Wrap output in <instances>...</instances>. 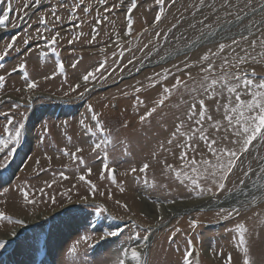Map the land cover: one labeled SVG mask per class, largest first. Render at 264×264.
<instances>
[{
  "label": "rangeland",
  "instance_id": "1",
  "mask_svg": "<svg viewBox=\"0 0 264 264\" xmlns=\"http://www.w3.org/2000/svg\"><path fill=\"white\" fill-rule=\"evenodd\" d=\"M31 2L32 0H0V14L7 10L10 18L4 26H0V53L12 41V37H16L14 48L0 60L5 65L0 69V75L6 77L0 88V101H3L0 103V112H8L24 123L20 145L16 146L17 150L7 167L0 169V212L13 220H24V214L60 210L49 213L33 224L26 220L23 225L0 220V234L9 233L16 226H28L15 240H6V246L0 248V264H42L43 261V264H111L119 250L134 243L129 239L130 236L140 232L141 226L146 229L155 223L142 212L143 202L149 200L157 203L199 197L191 190L190 182L181 183L171 170L165 171L166 164L180 169L184 163L180 158L182 149L177 148L176 144L183 145L186 137L178 136L171 145L167 141L179 123L176 117L183 118L191 103L188 93L183 88L174 92L144 122L139 120V116L155 106L162 87L171 86L176 76L187 80L183 72H177V68H183L185 62L194 65L186 71L197 81L201 78L200 66L195 65V61L208 48L215 50L220 37H213L211 43L206 42L186 50L188 40L199 36V32L189 28V24L201 20L203 16L210 17L205 23L213 24L215 16L207 7L203 9V13H197L189 7L197 4L198 0H176L175 4L166 0L164 18L153 27L158 11L155 0H136L137 7L131 13L132 35L124 37L128 21L127 9L131 0H123L122 6L111 12H106L105 9L112 8L113 4L119 5L121 0H106L105 3H100V0H83L74 17L70 15L71 9L80 0H40L36 7L24 10L23 4ZM209 2L219 6L220 0ZM258 2L264 3V0ZM61 4L63 7H60ZM84 8L89 11L84 12ZM53 9L61 17L59 22L52 18ZM25 11L27 15L24 20H19L18 17L24 15ZM262 15L264 14L258 12L253 16L249 12V17L257 22ZM41 16L48 20L47 25L39 23ZM104 16L108 19L97 25L96 20ZM180 17H183L180 24L172 29L171 25ZM13 24L17 27H12ZM94 26L97 33L92 32ZM37 29L49 39L59 32L57 43L45 47L46 42L39 39ZM157 32L161 35L156 36ZM164 33L168 35L165 36ZM116 34L121 37L119 47L113 43ZM93 35L96 36L94 41ZM29 37L32 39L25 44L24 40ZM180 37L183 39H179ZM69 40L73 43L69 44ZM145 44L149 47L141 51ZM37 45L40 47L37 48ZM52 47L55 51H52ZM121 50L124 51L123 57L119 56ZM41 52L45 53L44 57H41ZM114 52L117 55L114 56ZM169 55L172 56L168 58ZM129 60H132L131 64L128 63ZM57 61L63 65V71L57 69ZM100 62L105 63V69L102 70L105 78L100 79L97 74L96 80H90L84 85L82 76L90 70L94 71ZM20 63H26L23 71L18 68ZM73 63L76 64L75 68L72 67ZM14 67L16 71H12ZM244 67L249 71L255 69L258 76H264V63H250ZM165 69L172 75L157 83L156 87H149L152 81L158 80L155 74L163 75ZM29 80L37 83L34 91L26 90ZM78 83L81 87L75 92L71 91V87ZM188 83L192 85V81L189 80ZM85 86L88 88L87 92H84ZM136 87H141L139 93L134 91ZM80 93H84L82 97ZM137 96L144 101L143 106H134ZM181 100L188 101V104H182ZM14 102L22 104V107L13 109ZM223 102L225 101L222 100ZM205 103L208 114L213 113V119L222 120L223 109L220 113L216 111L215 98L206 99ZM89 105L101 114L100 119L107 129L106 135L111 136L112 142L107 145V152L108 166L113 169L114 180L108 179L106 171L104 179H101L103 149L96 153L92 151L93 141L99 142L102 137L85 135L80 126L79 121L84 119L85 123L94 127L91 113L87 111ZM20 113L24 114L23 117ZM5 122V118L0 117V136L3 135ZM183 130L190 132L191 125ZM211 132L210 129V135ZM68 137H71V141ZM190 143L196 145L195 152L191 148L183 149L189 159H200L199 152L207 154L204 142L198 137L193 138ZM77 147L83 149L77 155L83 158L85 165L73 162L71 158V152ZM61 149H66L69 155L65 156ZM255 151L253 149V155ZM259 151L264 155V148ZM153 152L157 154L155 159ZM3 159L4 155L0 154V160ZM144 163H148L149 168L141 173L139 169ZM87 168L92 169L90 175L87 174ZM132 168L137 171L131 172ZM60 172H64L68 179H63ZM81 174L85 175L91 185L96 186L95 192L90 190V184L78 179ZM240 175V170L237 169L230 177L229 187L238 183ZM247 181L249 185L260 180L250 176ZM48 184L52 186L48 187ZM21 188L28 192L29 199L36 202L26 203ZM41 189L44 190L43 193ZM100 192L104 195L101 196ZM218 196L221 198L224 195L221 193ZM52 197H55V203L52 202ZM207 202L212 203L210 197ZM98 204H103L107 212L98 216L95 212ZM121 205H127L130 211H126ZM220 207L228 208L229 205L194 209L157 223L158 227L153 229L151 240L142 251V262L180 264L186 242L191 239L195 247L192 264H225L229 256L232 264H242L243 253L238 247L236 225L244 223L248 229L246 239L251 264H264V250L261 255L257 256L256 253L257 249L264 247L261 243V239H264V198L258 195L256 203H250L242 208L239 216L233 215L228 219H220L216 215ZM112 217L124 221L120 229L108 221L114 220ZM133 220L136 226H133ZM192 220L198 221L195 228L190 226ZM177 228L180 231L173 236ZM109 231L119 234L101 241L100 235ZM86 235L93 238L89 242L92 246L81 243L76 253L69 254L68 249L81 236ZM143 235L144 232H141V236ZM170 236L172 239H169ZM12 249H15V255L9 256L8 252ZM43 254L45 256L42 261L40 259Z\"/></svg>",
  "mask_w": 264,
  "mask_h": 264
},
{
  "label": "snow or ice",
  "instance_id": "2",
  "mask_svg": "<svg viewBox=\"0 0 264 264\" xmlns=\"http://www.w3.org/2000/svg\"><path fill=\"white\" fill-rule=\"evenodd\" d=\"M106 0H100V3H105ZM176 0H171L172 4H175ZM83 0L75 3L71 9L70 15L74 17L77 9L81 7ZM40 4V0H32L31 3H24L23 9L34 8ZM123 0L119 5L113 4L112 8H106V12H111L112 9L122 6ZM155 4L158 6V11L156 12L155 19L153 21V27L158 25L163 17L164 6L166 0H155ZM63 7V4L60 5ZM137 7L136 0H131L130 7L127 9L128 21L127 28L124 31V37H129L132 35L133 21L131 19V13ZM197 13H203V9L207 7L210 9L212 14L215 16L213 24L205 23L210 17L203 16V18L195 23L189 24V28L195 29L199 32V36L196 39H189L185 44V48H193L197 45H203L208 42L211 43V38L220 37V42H217L215 50L208 48L202 55L199 56L198 60L195 61V65L200 66L201 78L197 81L191 76L190 72L186 70L193 67V64L188 62L184 63L183 68H177V72H183L187 76V80H182L180 76L175 77V82L171 86H163L160 93V98L155 101V106L148 108L147 111L139 116L141 122L146 121L157 109L165 104V101L179 89L183 88L191 98V103L186 109L183 118L177 116L176 119L179 123L175 126V131L171 134V138L167 141L169 145L173 144L177 137H186L183 141V145L180 143L176 144L177 148H181L180 158L184 161L180 169H176L171 164H166L165 171L171 170L175 174V178L181 183L185 181L190 182L191 190L196 192L199 197H210L213 203L219 202L218 194L223 193L226 200L233 201L230 203L228 208L220 207L216 215L220 219H228L233 215L239 216L241 214L242 208L247 207L250 203L254 204L257 201L258 195L264 198V155L260 154L259 149L264 148V76H258L255 69L251 71L247 70L244 66L250 63L261 64L264 63V15H262L259 22L251 19L249 17V12L255 16L258 12L264 14V3L258 2V0H220L219 6L214 2H209V0H198L197 4H192L189 6ZM84 12H88L87 8L83 9ZM220 13H223L221 15ZM27 12L24 15L18 17L19 20L23 21ZM52 18L54 21L59 22L61 17L56 14V9L52 10ZM9 15L7 10L0 14V26H4L7 21H9ZM108 17L104 16L102 19H97L96 24L99 25L107 20ZM180 17L176 20V23L171 25L172 29L177 28L180 24ZM41 25H47L48 20L41 16L39 19ZM199 25V27H198ZM12 27H17L13 24ZM47 30V29H46ZM171 31V29H169ZM93 33H97V28L94 26L92 28ZM257 33H259L257 35ZM83 35V33H81ZM161 33L157 32L156 36H160ZM165 36L168 33H164ZM37 36L39 39L45 40V47L54 46L57 43L60 33L56 32L51 35V39L44 36L43 33L37 29ZM79 37H77L78 39ZM32 37L24 40L25 44H28ZM96 36L93 35L92 40L94 41ZM121 37L116 34V40L113 41L119 47ZM179 39H183L180 37ZM228 41V42H223ZM16 42V37H12V41L8 42L6 47L3 48V52L0 53V60H3L14 48ZM69 44L73 43L72 40L68 41ZM92 41H89L91 43ZM40 46L37 45V48ZM148 44H145L141 51L147 49ZM52 51L55 48L52 47ZM104 51V49H101ZM41 57H44L45 53H40ZM113 55H117L115 52ZM119 56H124V51L119 52ZM165 57H161L164 59ZM117 63L119 61H116ZM219 62V63H217ZM129 64L132 60L128 61ZM5 65L0 63V69H3ZM57 69L63 71V65L57 61ZM72 67L75 68L76 64L73 63ZM20 70L26 68V63H20L18 65ZM105 69V63L100 62L98 67L94 71L90 70L85 75L82 76V81L84 85H87L90 80H96L97 74H99L100 79H104L102 70ZM14 67L12 71H16ZM11 75V73H8ZM27 72H24V76L27 79ZM158 80L152 81L149 87H156L157 83L167 80L171 72L167 69L164 70V74H155ZM48 77H45L47 79ZM6 77L0 75V88L3 87ZM151 80V78H149ZM192 81V85L188 81ZM37 87L35 81L29 80L26 83L27 91H34ZM81 84H76L71 87V91L75 92L76 89L80 88ZM20 91V89H16ZM88 88L84 87V92H87ZM136 93L141 91V87H136L134 90ZM84 93H80L82 97ZM128 95V93H124ZM68 95V93H65ZM215 98L216 111L222 113L221 119H213L212 115L208 114V107L205 100H211ZM10 99V98H9ZM222 100L225 101L222 103ZM3 103V101H0ZM182 104H188V101L181 100ZM143 106L144 101L136 97V104L134 106ZM199 105V108H197ZM22 107L20 103H13V109H19ZM179 107V106H178ZM87 111L91 113V121L93 125L85 123L84 119L79 121L80 126L85 131V135L91 137L100 136L99 142L93 141L92 151L93 153L98 152L103 149V169L101 171V179H104L105 171L107 172V177L110 180H114L113 169L108 166V152L107 145L111 144L112 139L110 135H106L107 129L104 126V122L100 119V113L94 111L91 105L88 106ZM23 113L20 116L23 117ZM0 117H4L6 122L3 124V135L0 136V154L4 155V159L0 160V169L6 168L8 162L12 158L14 152L17 150L16 146L21 143V138L24 129L23 120H16L13 115L8 112H0ZM207 122V126H206ZM66 123V122H65ZM191 125V131L187 132L186 129ZM126 126V125H125ZM212 130L211 135L209 130ZM45 131H47V126H45ZM198 137L200 141H203L207 154L204 152H199L198 155L200 159L191 158L187 156V152L183 149L191 148L193 152L196 151V145L191 144L190 141L193 138ZM71 141V137H68ZM256 142V143H254ZM163 148L164 145H161ZM253 149H255V154L253 155ZM168 151V149H165ZM65 156L69 155L66 149H61ZM83 151V149L77 147L74 152H71V158L73 162H79L80 165H85V161L82 157H79L77 153ZM153 158H156V153L153 152ZM48 159H51L48 157ZM163 163V161H162ZM39 164V161H37ZM149 168L148 163H144L140 167L139 171L144 173L145 170ZM240 170V177L238 178V183H234L229 187L230 177L235 174V171ZM136 168H132L131 172L135 173ZM92 172L91 168H87V174L90 175ZM59 175L63 179H68L64 172H60ZM254 176L260 180L259 184H252V188L255 192L248 190L247 178ZM78 179L84 181L91 185L90 181L86 180L85 175H79ZM51 187V184L47 185ZM90 190L92 192L96 191V186L91 185ZM21 193L24 195V200L28 204H33L36 201L29 199L28 192L24 189H20ZM43 193V189L40 190ZM123 191V189H121ZM101 196L104 195L103 192L99 193ZM239 194V196H237ZM242 198V199H241ZM52 202L55 203V197H52ZM83 199V198H82ZM109 199H111V193H109ZM119 204L120 202L117 201ZM168 204L175 203L173 200H168ZM126 211H130L127 205H121ZM161 204L156 203V211L160 212ZM169 211H171L169 209ZM96 214L102 215L107 212L106 207L103 204H98L95 208ZM143 215V213H141ZM115 219V217H112ZM131 219V218H129ZM159 220H163V216L158 217ZM0 220L7 221L8 223H14L16 225H23L25 223L22 219L13 220L12 217L5 215L0 212ZM133 226H136L135 221H132ZM198 224L197 220H192L190 226L195 228ZM153 229L151 227L143 228L141 226V231L136 232L133 236H130V240L134 243L130 246L123 247L118 251V255L111 264H144L142 262L141 249L147 246L146 242L149 240V235L152 233ZM180 229H175V232H179ZM248 229L244 223H239L236 225V232L238 235V247L243 253L242 264H251L250 257L248 255L247 239L246 233ZM141 232L144 235L141 236ZM119 233L115 231L105 232L100 235L99 239L101 241L107 239L108 237H115ZM12 236L16 235V232L11 233ZM93 238L91 236H81L75 244L68 249L69 254H74L77 252V247L81 244H89ZM172 239V236L169 237ZM7 241L0 239V248L6 246ZM92 245L89 244V247ZM179 250V248H178ZM195 252V247L193 241L188 239L186 242V247L183 251L182 261L180 264H192V257ZM43 264V262H42ZM225 264H232V258L229 256Z\"/></svg>",
  "mask_w": 264,
  "mask_h": 264
},
{
  "label": "bare ground",
  "instance_id": "3",
  "mask_svg": "<svg viewBox=\"0 0 264 264\" xmlns=\"http://www.w3.org/2000/svg\"><path fill=\"white\" fill-rule=\"evenodd\" d=\"M187 49H190V48H186V50ZM173 55H175V54H173ZM171 56L172 55H169L168 58L171 57ZM156 62H158V61H156ZM210 115H211V113H210ZM212 115H213V113H212ZM259 183H260V181H256L254 183L249 184L248 185V190L251 191V192L256 191L255 189L252 188V184H259ZM237 196H239V194H237ZM207 200H208V197H196V198H190V199H185V200H174L175 203H172V204H168L167 201L166 202L160 201V202H158V203L161 204L160 212L156 211V203H152V202H150L148 200V201L143 202V205L141 206V209H142V212L144 214H146L150 219L154 220L155 223H153L152 226H151V228L154 229V228L158 227L157 223H159L161 221V220L158 219V217L161 216V215L163 216V219H165V218H168V217L175 216V215H177L179 213L181 214L183 212L191 211V210H194V209H199V208H203V207H210L212 205H216V206L230 205V203L233 202L231 200H226L225 196L219 198V202H217V203H213V202L212 203H208ZM169 209L171 211H169ZM59 210L60 209H57V210L55 209V210H52L51 212H57ZM16 212H18V211H16ZM51 212L40 211V212H34V214H32V215L24 214L23 219L28 221L29 223L33 224V223L37 222V220H40V219L42 220L44 217H46ZM14 215H16V214H14ZM108 221L111 224H113L117 229H120L122 227V225H123L121 223L124 222V221H120V220L118 221V220H115V219L114 220L108 219ZM27 227L28 226H16L9 233H1L0 234V239L12 240L13 241V240H15V238L17 236H19L23 232H25ZM13 231L16 232L15 236L11 235V233ZM150 240H151V234L149 235V240L146 242L147 245H148ZM261 241H262L261 243L264 244V239H261ZM145 248L141 249V251H143ZM257 250H258L256 252L257 256L261 255L263 250H264V247H262L260 250L259 249H257ZM8 253H9V256L10 255L11 256L15 255V249L10 250ZM257 262H259V261H257ZM240 263H242V261Z\"/></svg>",
  "mask_w": 264,
  "mask_h": 264
}]
</instances>
